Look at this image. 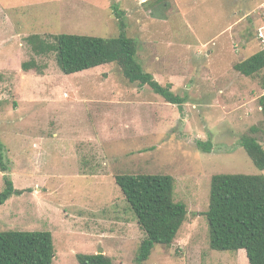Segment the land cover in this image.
<instances>
[{
  "label": "rangeland",
  "instance_id": "374dc122",
  "mask_svg": "<svg viewBox=\"0 0 264 264\" xmlns=\"http://www.w3.org/2000/svg\"><path fill=\"white\" fill-rule=\"evenodd\" d=\"M122 19L145 71L181 104L116 65L65 75L55 54L29 46L32 35L114 37ZM263 30L264 0H0V192L5 176L24 191L0 206V232H51L53 264L101 250L113 264H137L146 236L116 177L171 175L187 220L142 264H249L244 250L211 248L204 213L214 175H264L241 146L252 127L264 129V71L235 69L264 51ZM31 60L44 74L22 69Z\"/></svg>",
  "mask_w": 264,
  "mask_h": 264
},
{
  "label": "trees",
  "instance_id": "16d2710c",
  "mask_svg": "<svg viewBox=\"0 0 264 264\" xmlns=\"http://www.w3.org/2000/svg\"><path fill=\"white\" fill-rule=\"evenodd\" d=\"M119 11V10H118ZM118 17L124 18V12ZM121 33L110 38L70 34L32 35L29 46L39 56L55 54L57 65L65 75L77 74L104 65H116L130 83L149 86L168 103L181 104L169 88L145 71L138 60L139 44L128 36L126 22L120 20ZM43 67V66H42ZM36 60L24 62L25 72L32 70L44 74ZM246 77H255L264 71V51H259L235 65ZM264 84V81H263ZM264 115V95L259 100ZM251 133L241 138V146L257 168L264 171V129L252 127ZM261 133L263 136H257ZM210 152L212 144L198 142ZM5 148L0 142V169L6 172ZM117 184L132 208L140 228L145 233L136 262L149 260L157 245L172 246L184 226L188 209L184 202L175 199V178L162 174L117 175ZM5 189L0 192V206L14 194L21 195L13 182L5 176ZM209 226L210 246L213 250L242 251L249 264H264V175L216 174L212 177L210 204L204 213ZM56 256L53 235L49 231H1L0 264H53ZM79 264H113L104 254L77 256Z\"/></svg>",
  "mask_w": 264,
  "mask_h": 264
},
{
  "label": "built area",
  "instance_id": "2783aa9c",
  "mask_svg": "<svg viewBox=\"0 0 264 264\" xmlns=\"http://www.w3.org/2000/svg\"><path fill=\"white\" fill-rule=\"evenodd\" d=\"M259 40L262 41V43L264 44V30L260 32Z\"/></svg>",
  "mask_w": 264,
  "mask_h": 264
},
{
  "label": "water",
  "instance_id": "95a60500",
  "mask_svg": "<svg viewBox=\"0 0 264 264\" xmlns=\"http://www.w3.org/2000/svg\"><path fill=\"white\" fill-rule=\"evenodd\" d=\"M102 253H103V250L100 251L99 255H102Z\"/></svg>",
  "mask_w": 264,
  "mask_h": 264
}]
</instances>
